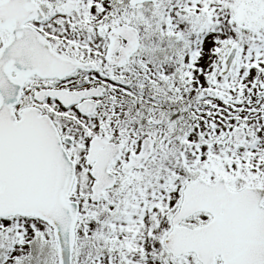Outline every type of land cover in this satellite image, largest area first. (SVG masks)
Instances as JSON below:
<instances>
[{
  "label": "snow or ice",
  "instance_id": "1",
  "mask_svg": "<svg viewBox=\"0 0 264 264\" xmlns=\"http://www.w3.org/2000/svg\"><path fill=\"white\" fill-rule=\"evenodd\" d=\"M0 264H264V0H0Z\"/></svg>",
  "mask_w": 264,
  "mask_h": 264
}]
</instances>
